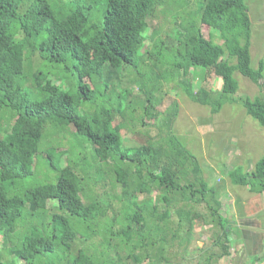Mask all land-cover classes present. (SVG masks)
Listing matches in <instances>:
<instances>
[{
	"label": "trees",
	"instance_id": "1",
	"mask_svg": "<svg viewBox=\"0 0 264 264\" xmlns=\"http://www.w3.org/2000/svg\"><path fill=\"white\" fill-rule=\"evenodd\" d=\"M162 3L169 7L164 18L175 11L177 44L164 50L159 43L151 53L146 30ZM186 6L185 0H0V264L184 263L193 222L210 226L215 236L195 264H215L229 254L232 222L219 212V192L173 133L176 103L160 113L154 95L162 81L177 76L182 93L211 114L240 105L264 127V99L236 98L233 77L237 72L264 90V64L250 67L245 0H200L190 13ZM210 77L220 80L219 92ZM192 78L201 83L196 91ZM129 80L134 90L123 87ZM131 95L142 96L139 118L126 115ZM137 124L157 131L124 148L121 132ZM78 138L91 157L76 162ZM42 160L51 171L43 179L34 170ZM33 175L38 182L25 185ZM228 177L250 195L264 196V156L252 171L235 167ZM94 188L114 193L95 199ZM137 193L145 195L141 202ZM175 194L182 207L171 229L163 221ZM201 203L207 216L196 211ZM100 235L97 247L88 243Z\"/></svg>",
	"mask_w": 264,
	"mask_h": 264
},
{
	"label": "rangeland",
	"instance_id": "2",
	"mask_svg": "<svg viewBox=\"0 0 264 264\" xmlns=\"http://www.w3.org/2000/svg\"><path fill=\"white\" fill-rule=\"evenodd\" d=\"M185 1L188 3V6L185 7L187 13L195 12L200 2V0ZM245 4L251 23L249 49L250 67L255 70L260 62L264 64V0H245ZM166 9H169V7L164 3L156 7L152 19L153 28L149 27L146 30L148 38L145 42V48L151 53H156V45L159 43L163 44L162 48L164 50L170 49L177 44L174 32L177 29V26H175L177 23H174L173 20L170 19L175 11L170 15V18H164L163 14H167L165 13ZM178 20L179 19H177V21ZM155 28H158V30L155 31ZM152 31V35L149 36ZM213 34L214 43L220 45L222 41L218 38V34L216 32ZM164 55L168 56V53ZM225 58L226 54L220 56V60H225ZM234 63L235 61L230 62L231 65ZM150 64L151 62L145 58L144 66H149ZM149 70V67L145 69L147 73ZM198 71V73H200V70ZM233 77L238 82L236 98L248 97L252 100L255 98L264 99V90L252 84L247 78L241 76L237 72L234 73ZM177 80L178 77L176 76L170 81H162L160 90L154 95V99L157 101L156 110L162 113L168 109L173 102L176 103L178 115L173 123V133L186 146L185 148L189 153L193 154L199 161L205 182L219 192L218 201L221 203L219 212L224 216L226 215L228 219H232L234 215L235 220L238 219L239 221L240 218H249L247 220H251V222L249 221L250 224L253 223L254 226L259 228V230L254 233L257 239L255 237L253 238L257 246L255 245L254 248L251 249V252L253 251L257 255H259L258 253H264V249L261 250V246L264 243V204H261L258 197L250 195L243 187L232 185L228 177V173L235 167H241L245 172L252 171L255 163L264 156V127H261L254 119L248 116L240 105L225 104L218 113L211 114L208 107L189 100L182 93L181 86L177 84ZM210 81L212 83V90L219 92L221 89L220 80L210 77ZM63 82L64 81L60 82V84L62 83L61 88H64ZM129 82L131 81H125L123 87L134 90V85ZM200 84L197 78L193 79V90L196 91ZM142 100V96L139 95H131L129 97V101L132 103V111H127L126 115L128 117H140L141 112L137 108V101ZM146 122L149 123V121ZM132 129L134 130L131 132H128V130L121 132L124 148L138 147L144 144L145 141L142 133L148 131L153 135L157 131V128L155 126L152 127V124H149V127H141V125L137 124L133 126ZM135 132L141 133V135ZM62 145L64 147L68 146L66 141H63ZM72 148L76 151V162H79L85 154L87 156L86 159L91 157L90 149L81 138H78L72 143ZM61 163H65V160L63 159ZM34 170L40 177L43 176L42 179L46 175L49 176V172H51L44 160L39 161L38 166H36ZM52 174L54 173L52 172ZM53 180L54 179L49 182ZM34 182H38L35 175L26 180L25 185L30 186ZM108 189L94 188L93 197L95 199H101L105 198L107 192L110 194L114 193V191H109ZM115 189L119 190L117 187ZM136 195L138 202H141L145 196L141 193H137ZM155 195L156 192L150 193L148 201H153ZM107 199L109 201L116 200V198L113 197H108ZM175 199L177 202L176 204L173 202L170 208L169 220L163 221L167 224V227H171V229L176 228L177 216L175 211L182 207L178 194H175ZM113 204L116 207L119 205L117 201H113ZM261 207L263 209H261ZM159 209L162 208L160 207ZM196 211L205 216H207L209 212L202 203L197 206ZM254 212H257V214L254 215L255 217H252ZM151 222H154V220L151 219ZM154 225L155 224L152 223V228ZM232 229L235 231V228ZM210 230H212L210 226L192 223V241L189 244V252L190 258H192L195 263L201 261L200 251L205 249L208 250L215 241V236L212 235ZM182 234L183 232L180 233V236H182ZM101 241L102 236L100 235L88 243L97 247ZM98 249L100 250V248ZM211 249L215 251L216 254L219 253L217 247ZM109 254L108 256H110V258L113 257L112 253L109 252ZM181 255L182 254H178V257L175 256V258H177L176 260H179ZM251 262L252 263L249 264H254V260H251ZM144 264L147 263L144 262Z\"/></svg>",
	"mask_w": 264,
	"mask_h": 264
},
{
	"label": "crops",
	"instance_id": "3",
	"mask_svg": "<svg viewBox=\"0 0 264 264\" xmlns=\"http://www.w3.org/2000/svg\"><path fill=\"white\" fill-rule=\"evenodd\" d=\"M253 196L258 197L259 202L261 204H264V196L263 195H260V196L259 195H253ZM261 209H263V208L261 207ZM255 214H257V212H254L252 217H255L254 216ZM225 217H226V215H225ZM247 219H249V218H247ZM247 219L240 218V221L238 219L235 220V215L233 216L232 219H228L230 222H232V228H235V231H234V229H232L233 236L231 237V240L228 243L229 254L225 257L218 259V260H215V264H249V263H252L251 260L252 261L254 260V262H253L254 264H264V261L259 262V263H257V261H256L263 256V254H264L263 252L258 253L259 255H257L253 251L251 252V249H253L254 246L256 245L253 241V238L255 237L254 233L256 231H258L259 228L254 226L253 223L250 224L251 220H249L250 221L249 222ZM253 219H255V218H253ZM241 238H243V239H241ZM262 249H264V243L261 246V250ZM186 253H187L186 261L184 263H181V262L176 263L177 261H175V264H195V261L193 262V259L190 258L189 247H188V250ZM254 254H256L257 256Z\"/></svg>",
	"mask_w": 264,
	"mask_h": 264
},
{
	"label": "clouds",
	"instance_id": "4",
	"mask_svg": "<svg viewBox=\"0 0 264 264\" xmlns=\"http://www.w3.org/2000/svg\"><path fill=\"white\" fill-rule=\"evenodd\" d=\"M199 80V79H198Z\"/></svg>",
	"mask_w": 264,
	"mask_h": 264
}]
</instances>
